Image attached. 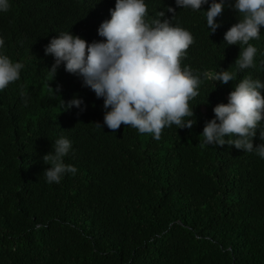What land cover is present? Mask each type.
Wrapping results in <instances>:
<instances>
[{"label": "trees", "instance_id": "16d2710c", "mask_svg": "<svg viewBox=\"0 0 264 264\" xmlns=\"http://www.w3.org/2000/svg\"><path fill=\"white\" fill-rule=\"evenodd\" d=\"M145 2L149 22L172 7L176 14L165 18L191 32L182 67L236 76L228 84L203 79L186 118L196 123L166 127L158 141L124 124L107 128L103 99L81 77L63 65L54 79L48 71L50 40L71 32L102 41L98 28L116 0H9L0 12L2 51L24 65L0 91V264H264V159L207 146L202 136L213 108L243 78L264 82V27L250 42L255 67L239 72L240 46L223 44L241 18L234 0H225L213 34L202 12L212 0L202 11L175 0ZM74 98L80 108H67ZM259 130L264 122L254 147L264 143ZM61 136L72 142L64 163L77 172L49 184L43 157Z\"/></svg>", "mask_w": 264, "mask_h": 264}, {"label": "clouds", "instance_id": "9594fccd", "mask_svg": "<svg viewBox=\"0 0 264 264\" xmlns=\"http://www.w3.org/2000/svg\"><path fill=\"white\" fill-rule=\"evenodd\" d=\"M175 4L181 9L202 11L209 0H175ZM231 6L241 18L225 33L223 44L240 46L234 64L243 72L255 67L258 50L250 42L260 38L264 27V0H234ZM9 7V0H0V12H7ZM224 9L225 0H212L208 10L202 11L211 34L221 27L216 18ZM166 13L176 14L174 8L167 7L166 12H159V18L149 22L145 0H116L110 19L98 28L102 41L88 43L71 32L50 40L44 51L54 58V64L48 71L54 79L63 65L66 72L81 77L84 86L103 99V122L111 130L124 124L158 141L166 127L191 129L196 121L186 119L194 116L189 102L199 95L202 80L228 84L236 76L229 70L194 72L188 65L182 67L194 38L189 30L166 19ZM4 45L0 37V91L18 81L24 67L2 51ZM82 103L74 98L67 108H80ZM213 112L214 118L205 123L202 132L205 145L227 144L264 159V143L256 147L253 144L264 122V82L246 76L229 93L228 102L218 104ZM259 138L264 142V130H259ZM71 150L70 139L61 136L43 157L49 166L43 173L49 184H59L66 174L77 172L75 166L64 163Z\"/></svg>", "mask_w": 264, "mask_h": 264}]
</instances>
